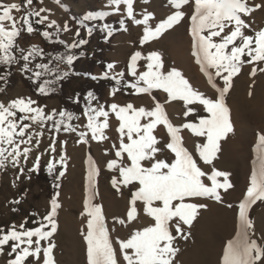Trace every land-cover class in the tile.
<instances>
[{
  "label": "snow or ice",
  "instance_id": "1",
  "mask_svg": "<svg viewBox=\"0 0 264 264\" xmlns=\"http://www.w3.org/2000/svg\"><path fill=\"white\" fill-rule=\"evenodd\" d=\"M138 2L106 0L105 7L110 11H89L82 19H77L76 24L103 21L111 14H118V27L107 22L99 27L106 43L115 32H128L130 24L141 27L140 49L130 54L123 70L117 71L116 62H107L102 73L85 72L84 76L95 82L113 81L109 87V96L113 99L118 94L147 95L152 100L150 106L133 101L99 104V97L89 90L84 97L85 123L81 126L73 123V112L56 107L49 110L32 96L0 100V170H6L9 165L16 169L14 187L22 178L30 180L31 174L39 171L42 157L48 155L47 172L55 176L53 187L59 189V181L67 169L68 144L66 139H59L60 134H75L77 144H104L110 140L107 130L113 120L116 122L117 139L104 149V155L113 156L106 161V167L116 173L111 177L112 187L118 192L128 188L130 195L124 216L113 217L109 226L103 205L94 202L101 169L89 151L87 195L81 213L86 217V231L82 234L87 264H175L179 252L177 239H187L184 227L190 228L200 210L207 207L200 200L222 203V193L233 188L230 173L215 167L205 170L198 164L193 152L185 146L182 132L188 130L205 138L195 150L204 165L212 166L221 151V142L234 131L226 103L234 78L245 67L250 68L249 75L253 78L258 73L264 74V27L255 29L248 22L257 10L264 11V0L259 3L255 0H167L168 11L160 18L148 7L137 12ZM39 3L41 6L37 9L34 0H0V66L4 69L0 82L5 85L0 87V94L7 92L14 68L28 74L37 96L55 94L56 85H62L75 73V63L87 58V53L81 49L89 43L94 26L87 27L85 37L81 38L79 26L73 29L71 20L58 24L47 14L51 10L44 6V0ZM143 3L150 5L151 0H143ZM57 4L65 7L62 0H57ZM185 20L189 21L191 55L206 78L207 92L194 87L177 68L166 69L162 54L151 49L152 43ZM53 27L56 37L61 32H71L73 38L70 41L58 39V44L66 47L63 55L55 57V63L51 58L48 62L34 63L38 57L47 55L46 50L38 43H31L25 54L26 49L19 40L25 34L35 33L46 42L53 41L54 34L50 31ZM154 90L166 93L165 103L152 95ZM213 90L214 95H210ZM80 99L77 94L73 102L79 104ZM174 101L183 102L185 117L196 111L195 105L202 106L208 115L198 122L176 124L165 107ZM93 102H97L95 106ZM161 126L167 134V142H162L157 135ZM46 133L48 143L44 146ZM257 136V166L236 206V233L227 242L222 264H264V234H257L250 218L252 206L264 202V131ZM165 150L174 154L170 162L159 158ZM34 151L37 154L32 166L26 168ZM59 195V191L53 194L46 214L29 212V216L38 217L31 221L33 227H27V216L19 224L13 221L0 225V257H4V264H57L54 236L61 207ZM13 202L20 203L19 200ZM227 207L231 209L233 205ZM141 213L149 217L151 223L132 230L124 238L113 235L118 230L117 225L130 226L140 219Z\"/></svg>",
  "mask_w": 264,
  "mask_h": 264
},
{
  "label": "rangeland",
  "instance_id": "2",
  "mask_svg": "<svg viewBox=\"0 0 264 264\" xmlns=\"http://www.w3.org/2000/svg\"><path fill=\"white\" fill-rule=\"evenodd\" d=\"M5 2H11V0H5ZM17 2H20V0H17ZM255 2L259 3L261 0H255ZM62 3L65 5L63 8L57 4V0H44V6L51 10L47 13L50 19H56L58 24L63 23L65 20H71L73 29H75L76 25L72 18L75 17L77 19H82L83 14L89 12L90 8H99L110 11V9L105 7L106 0H62ZM40 6L39 0H34V7L38 9ZM135 7L137 12L141 11L144 7H148L149 10L155 12L157 18L163 17L168 11L167 0H151L150 5H145L143 0H139ZM17 15H22V13H17ZM110 17L120 18L118 14H111L108 18ZM248 22H250L255 29L264 27V11L257 10ZM185 25L189 26L188 20H185L182 24L176 27L175 30L169 31L162 38L152 43L151 49L157 50L162 54L167 49L168 44L174 42L176 38L181 37ZM141 31V27L130 24L128 32H118L113 36L111 42L108 44V47L104 49L103 57L109 62H116L118 65L117 71L123 70L128 62L130 54L133 51L140 49L138 40L141 35ZM63 36L66 41H70L73 38L71 32L67 34L63 32ZM31 43L42 44L41 37L35 33L32 35L25 34L19 40V44L24 47L26 51L30 50ZM147 50V48L144 49L145 53ZM165 68L169 70L171 65L169 63H165ZM103 71L104 69L96 66L92 73L100 74ZM249 72L250 68L245 67L242 70V73L234 78L233 86L226 96L227 105L238 110V122L237 125H233L234 131L230 133V136L235 143V148L238 147L237 149L239 151L237 150V154L240 158L239 163L244 164V169H246L247 166V162L244 159L249 160L248 165L252 168L257 165V133L264 131V74L258 73L257 76L253 78L249 75ZM185 77L189 79L194 86V83L197 80L196 76L187 75ZM84 82L85 81L80 78L74 79L68 88L69 93L81 88ZM249 92H251L252 95H249ZM22 93H24V96H32L34 99H37L41 105H47L49 110L53 107L63 109L57 98H51L49 96L37 97L20 79L13 87L7 88V92L5 94H0V100L7 99L8 97L20 96ZM142 97L143 96L137 97L133 95L118 94L115 99H113L109 96V87H105L99 104L106 105L112 102L121 103V100L122 103H126ZM57 119H59L58 116ZM79 121L85 122L82 117V112L73 123L78 125ZM115 124L116 122L113 120L112 127L107 130V135L108 132L113 133L112 131L115 128ZM245 124H247L248 127L245 126ZM183 132L187 133L186 130ZM108 136L110 137V140L104 144H97L95 142V145L91 143L90 146L83 144H79L77 146H83L86 154L90 151L97 165L101 169L100 174L97 177L96 189L98 195L96 196L95 202L103 205L104 213L107 219L106 221L109 226H111L113 217L124 216L130 190L128 188H124L118 192L111 185V177L116 173L107 169L106 161L112 159L113 156L110 154L108 155L109 158L105 157V159H103V157L104 149L110 147L111 143L115 142L116 139L113 134ZM59 139H66L68 141L66 148L67 169L65 175L59 181V189L53 187L55 180L51 179L50 176L46 175L42 170L43 165L47 164V161L50 158L48 155H44L42 157L39 171L32 173L30 180L22 178L20 182H17L15 187L13 186L12 181L15 178L16 169L9 165L6 170H0V225L9 224L13 221L19 224L23 222L24 218L27 216L29 220L27 227H33L34 225L31 221L38 217L29 216V212L39 213L41 216L46 214V211L49 209L50 199L56 191H59L61 194L67 183H71L76 188L78 187L77 189L79 190L85 183V180H83L80 175H76L79 165L74 163L72 155L76 154L78 156L80 154L77 152L75 153V150L73 149L76 145L77 136L75 134H65L62 132ZM245 142H247L249 149L245 148ZM47 143L48 140L46 133L44 146H46ZM96 150H98V152ZM246 150H251V157L248 155ZM36 154L37 153L35 151L32 153V156L26 164V168H30L32 166V161L34 160ZM246 154L248 155V158ZM56 158L59 159V156L57 155ZM237 165L238 164L234 159L227 158L224 154L218 153L217 159L213 162L212 166H204L206 170L210 167H215L218 170L228 172L230 173L229 179H231L237 170ZM57 167H59V165ZM230 190H228L227 193H222V203L213 201L217 206L215 214L218 216H224L228 225V230L234 233V228L236 227V211L227 207V205L230 204L228 201ZM77 195L78 194H76L74 198L77 199ZM14 200H19L20 203L15 204L13 202ZM75 200L73 199L70 202L71 204L61 206L58 209V224L63 221V215H65V213H76L74 208ZM13 208L18 210L12 211ZM261 210H264V202H257L250 209V218L253 219L255 228L256 217ZM214 215L211 214L207 219L195 220L190 228L187 226L184 227V231L188 233V236L187 239L178 238L176 241V246L179 248V252L175 256V264H211L210 252L214 244L213 237L217 231ZM116 227L118 229V233L114 232L113 235L124 238L129 234V232L141 226L136 221L127 227H120L119 225ZM71 240V237L66 235L64 230H60L57 237L54 236L56 244L54 255L59 258L58 264H71L69 260L72 248V244L70 242ZM84 252L86 253L85 248L79 243V252L77 256V262L79 264H87V255ZM0 264H4V257H0Z\"/></svg>",
  "mask_w": 264,
  "mask_h": 264
},
{
  "label": "bare ground",
  "instance_id": "3",
  "mask_svg": "<svg viewBox=\"0 0 264 264\" xmlns=\"http://www.w3.org/2000/svg\"><path fill=\"white\" fill-rule=\"evenodd\" d=\"M162 56L164 59V63H169L171 65V68L172 67L177 68L185 76L187 75L196 76L197 80L196 82L194 81L195 82L194 87L198 88L201 91L207 92L206 78L203 77V74L199 70V66L195 63L194 58L191 55L190 37L188 34L187 25H185L184 31L182 32L181 37L176 38L174 42L168 44V47L162 53ZM152 95L155 96L156 99L159 100L161 103H165L167 99L166 93H164L162 90H154ZM210 95H214V90L212 93H210ZM20 96H24V93L20 94ZM132 101L135 102L137 105L143 103L145 106H150L152 104L151 98L147 95L143 96L140 99H134ZM121 104H123L122 100H121ZM165 107H166L167 112L170 115V118L176 124H180L182 122H188V121L198 122L199 118L208 115V113L203 110L202 106L195 105L196 111L191 116L185 117L183 115L185 108L183 106V102L181 101H174L170 104H165ZM228 107L230 108V116H231L232 123L233 125H237L238 110L229 105ZM84 123L85 122L83 121H79L78 125L82 126ZM245 126H247V124H245ZM186 131L187 133L182 132V135L185 138V146L188 147V149L193 152L194 158L197 159L198 164H200L205 169L203 162L199 160L198 152H196L195 150V146L198 144L204 143L205 138L197 137L194 134H192L190 131L188 130ZM112 132L113 133L108 132V135L113 134L115 139H117V133L115 131V128L113 129ZM157 135L161 138L162 142H167L168 137L162 126L158 129ZM92 144L95 145V142H92ZM77 145L79 144L76 143L73 149L75 150V153L77 152L80 154L78 156L76 154H72L74 163L79 165L76 175H80V177L83 180H85L84 181L85 183L82 185V187L79 190L77 189L78 187L76 188L71 183H67L63 191L59 195L58 199H59L60 205L67 206L71 204L70 202L73 199L74 200L76 199L74 197L76 194H78L77 199L74 201L75 202L74 208H75L76 213H65V215H63V221L58 224V230H57V233L55 234V237H57L60 230H64L66 235H69L71 237L72 240L70 242L72 244V248H71V257L69 259L71 264H79L77 262V256L79 252V243L82 244L86 250V242L84 241L83 234H82L84 231H86V217L82 216L81 213L84 211V201L87 195L86 174H87L88 165H87V154L84 151V147L83 146L78 147ZM244 145L246 149H249V147L247 146V142H245ZM237 148H235V143L229 134L227 139L221 142V151L219 152L227 156V158L234 159L236 163L238 164L235 174L230 179V181L233 184V188L230 190V195L228 197L229 199L228 201L230 204L233 205L232 209L234 211H236V206L238 205L239 201L242 199L243 194L245 193L249 185V180H250L252 171L257 166L255 165L253 166V168L250 167L248 165L249 160L244 159L242 156V158L247 162L246 169H244L245 168V166H243L244 164L239 163L240 158L237 154V150H238ZM96 151L98 152V150ZM250 151L248 150L247 152H248V155L251 157L252 154ZM248 155H247V158H248ZM105 157L109 158L108 155H104L103 159H105ZM159 158L166 159L170 162L172 159H174V154L165 150L162 154H160ZM200 202L207 204V207L200 210V213L196 220H202L205 218L207 219L209 218L211 214L213 215L215 214V210L217 206L213 200L201 199ZM214 216H215V225L217 226V231L214 234V237H213L214 244L210 252L211 264H222L223 252L227 245V242L230 239H233L235 237L236 228H237V219L235 217L236 227L234 228V233H233L230 230H228V225L226 223V219L224 216H218L217 214H215ZM137 222L140 224L141 227H143L151 223V220L149 217H146L143 215V213H141L140 219L137 220ZM255 229H256L257 234H264V210L263 211L261 210V212L258 213L256 217V228ZM116 232L118 233V231ZM55 258L58 264L59 258L57 257Z\"/></svg>",
  "mask_w": 264,
  "mask_h": 264
},
{
  "label": "trees",
  "instance_id": "4",
  "mask_svg": "<svg viewBox=\"0 0 264 264\" xmlns=\"http://www.w3.org/2000/svg\"><path fill=\"white\" fill-rule=\"evenodd\" d=\"M89 11H102V9L99 8H90ZM72 20L75 22L76 27L79 26L81 31V38L85 37L86 29L87 27H93L94 26V32L92 36L90 37L89 43L86 47L81 49L82 51H85L87 53L86 59H80L78 62L75 63V73L66 81L63 82L62 85L57 84L56 85V92L55 94L48 95L51 98H57L62 106L63 109H66L68 111H71L74 113V120L79 116V114L82 112V109L85 106L86 100L84 97H86V93L89 90H93L95 94L99 97L100 102L102 96H103V89L105 87H110L111 84H113V81H106L101 80L99 82L92 81L91 79H88L84 76L85 72L92 73L93 69L98 66L102 69H104V64L109 62L106 58L103 57V51L106 47H108V44L111 42L114 35H116L118 32H115L112 37L109 38V41L106 43L103 39L104 33H101L99 31L100 25L103 23H111L114 27H118V20L119 18H108L105 17L103 21H86L83 24L77 25L76 20L77 18L73 17ZM50 31L54 34L53 41H45L41 37V43L39 44L41 47H43L46 50L47 55L44 58H37L34 63H40V62H48L49 58L55 63V57L57 55H63L65 51V46H60L58 44L59 38H64L63 32L60 33L59 37L55 36L56 28H52ZM247 34L251 35L253 33L248 32ZM75 51V50H73ZM27 51H25L26 54ZM78 54V53H77ZM51 66V65H50ZM61 68H63V65H61ZM3 67L0 66V74H3ZM105 70V69H104ZM19 73V78H18ZM50 78V77H49ZM83 79L85 82L81 86V88L77 89L76 91H73L72 93H69L68 88L71 84V82L74 79ZM22 80L25 86L34 94L37 96L35 88L33 84L31 83L30 79L28 78V74H24L19 72L18 70L13 69V73L10 77V81L7 85V88L13 87L18 80ZM1 87H5V85L0 82ZM79 94L81 96L79 104H76L73 102L75 96ZM37 97H44V96H37ZM94 106L97 102H93ZM73 120V122H74ZM43 172L50 176L51 179L55 180V176L52 174H49L47 172L46 164L43 165L42 168Z\"/></svg>",
  "mask_w": 264,
  "mask_h": 264
}]
</instances>
